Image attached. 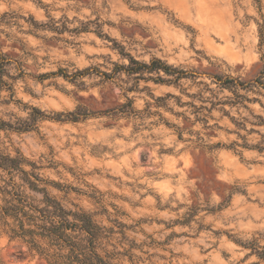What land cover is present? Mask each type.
<instances>
[{"label":"rangeland","instance_id":"rangeland-1","mask_svg":"<svg viewBox=\"0 0 264 264\" xmlns=\"http://www.w3.org/2000/svg\"><path fill=\"white\" fill-rule=\"evenodd\" d=\"M0 52L11 62L0 123L13 127L0 130V156L25 160L65 210L89 214L101 256L264 264V151L253 149L264 148V0H0ZM121 52L187 78L115 75L129 65ZM228 78L247 88H223ZM34 108L46 118L17 129ZM78 109L90 115L66 118ZM23 178L0 168V186L43 207ZM7 229L0 264H48Z\"/></svg>","mask_w":264,"mask_h":264},{"label":"trees","instance_id":"trees-1","mask_svg":"<svg viewBox=\"0 0 264 264\" xmlns=\"http://www.w3.org/2000/svg\"><path fill=\"white\" fill-rule=\"evenodd\" d=\"M121 54L128 58L129 65L115 66L113 70L115 75L124 71L128 76L138 75L137 79H145V73H156L159 75L162 71L167 76L178 75L177 80L187 78L188 74L186 72L177 70L159 59H154L150 64H146L135 60L128 54H123V52ZM10 63L0 52V83H2V78L5 75L4 67ZM98 73L108 80H111L113 76V74L108 76L105 73ZM59 74H63L67 79L73 81L78 77H85L91 74V71L88 69L78 71L72 78L63 70ZM152 79L157 84L166 82L160 76L156 80L150 78V80ZM232 84L243 89L247 88L242 82L235 84L234 80L230 78L225 82H220V85L226 89H231ZM169 97L172 96L169 95ZM160 100L162 99L159 98L158 101ZM131 105L132 102L129 100V103L123 108ZM212 105L214 106V104ZM235 105L236 103L233 104V106ZM89 115L86 111L78 109L75 112L68 113L66 118H71L72 121L78 122L81 117L86 118ZM63 116V114H57L56 119L60 121ZM38 117L45 119L46 115L41 110L34 108L31 119L21 122L17 129L23 128V131H29L27 123L30 121L34 122ZM256 118L261 121V125L264 124V119L261 116H256ZM6 126L13 128L10 124L1 122L0 130ZM253 149H257L260 152L264 151V148L259 146H255ZM24 162L25 160L23 159L0 156V168L9 170V173L19 171L24 175V182L31 190L43 194V207L35 206L31 203L28 200L29 197L20 190L21 186L15 183L12 184L11 189H8L9 183H6L5 186H0V192L11 197L10 200L5 201L4 205L0 204V226L8 227L7 233L10 234L11 239H20L27 243L30 250L37 252L48 264H113L110 261V256H101L97 251V242L103 236L102 228L95 224L87 213L65 210L58 200L51 197L45 189L39 188L38 183L30 179L35 177L37 182H41L42 180L39 176L21 169L20 166ZM70 217H72V220H70ZM9 219L13 221L12 225H10ZM39 241H45L46 247H42ZM51 250L53 251L51 252Z\"/></svg>","mask_w":264,"mask_h":264}]
</instances>
